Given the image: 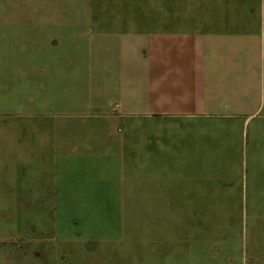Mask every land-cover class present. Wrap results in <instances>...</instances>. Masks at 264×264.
<instances>
[{"label":"crops","instance_id":"0c3cea01","mask_svg":"<svg viewBox=\"0 0 264 264\" xmlns=\"http://www.w3.org/2000/svg\"><path fill=\"white\" fill-rule=\"evenodd\" d=\"M100 13L30 83L38 206L112 240L123 215L264 213V0Z\"/></svg>","mask_w":264,"mask_h":264},{"label":"rangeland","instance_id":"374dc122","mask_svg":"<svg viewBox=\"0 0 264 264\" xmlns=\"http://www.w3.org/2000/svg\"><path fill=\"white\" fill-rule=\"evenodd\" d=\"M170 8L171 0H0V264H264V213L123 215L126 229L112 240L94 229L95 215L33 199L48 169L32 162L30 83L47 78L46 64L66 61L62 39L75 32L73 20L100 12L153 19Z\"/></svg>","mask_w":264,"mask_h":264}]
</instances>
